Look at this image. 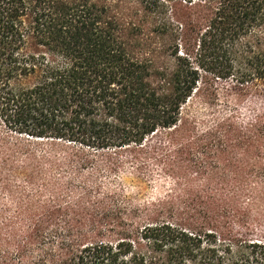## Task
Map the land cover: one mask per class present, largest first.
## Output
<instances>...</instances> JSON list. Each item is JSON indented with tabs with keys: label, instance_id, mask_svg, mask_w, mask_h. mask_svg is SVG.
<instances>
[{
	"label": "trees",
	"instance_id": "16d2710c",
	"mask_svg": "<svg viewBox=\"0 0 264 264\" xmlns=\"http://www.w3.org/2000/svg\"><path fill=\"white\" fill-rule=\"evenodd\" d=\"M0 264H264V0H0Z\"/></svg>",
	"mask_w": 264,
	"mask_h": 264
},
{
	"label": "rangeland",
	"instance_id": "374dc122",
	"mask_svg": "<svg viewBox=\"0 0 264 264\" xmlns=\"http://www.w3.org/2000/svg\"><path fill=\"white\" fill-rule=\"evenodd\" d=\"M238 116L241 120H245L248 118L249 115V108L247 106V103H239L238 105ZM14 188L17 187V184H11Z\"/></svg>",
	"mask_w": 264,
	"mask_h": 264
}]
</instances>
